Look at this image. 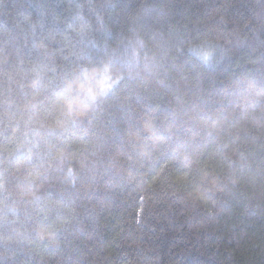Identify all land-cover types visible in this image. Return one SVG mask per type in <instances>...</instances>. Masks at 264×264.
<instances>
[{
    "label": "trees",
    "instance_id": "16d2710c",
    "mask_svg": "<svg viewBox=\"0 0 264 264\" xmlns=\"http://www.w3.org/2000/svg\"><path fill=\"white\" fill-rule=\"evenodd\" d=\"M101 57L50 135L33 81ZM0 264H264V0H0Z\"/></svg>",
    "mask_w": 264,
    "mask_h": 264
},
{
    "label": "clouds",
    "instance_id": "9594fccd",
    "mask_svg": "<svg viewBox=\"0 0 264 264\" xmlns=\"http://www.w3.org/2000/svg\"><path fill=\"white\" fill-rule=\"evenodd\" d=\"M193 51H197L199 58L205 63L213 55L211 51L205 49H193ZM51 74L50 78L38 74L32 85L35 89L33 100L38 101L39 106L44 109L41 119L49 129H54V132L49 133L50 135L55 132L72 133L77 122L88 118L101 101L114 91L116 85L125 79L115 61L103 57L79 66L74 73L61 79L59 84L56 83V69H51ZM52 87L61 88V92L54 100L45 103L42 97ZM44 126L45 124L42 123L41 127ZM29 179L34 181L36 176H30Z\"/></svg>",
    "mask_w": 264,
    "mask_h": 264
}]
</instances>
